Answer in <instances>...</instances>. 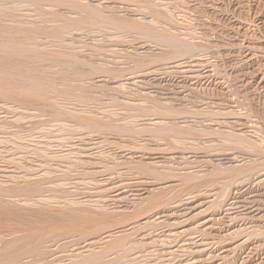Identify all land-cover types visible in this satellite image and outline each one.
Returning a JSON list of instances; mask_svg holds the SVG:
<instances>
[{"label":"rangeland","instance_id":"obj_1","mask_svg":"<svg viewBox=\"0 0 264 264\" xmlns=\"http://www.w3.org/2000/svg\"><path fill=\"white\" fill-rule=\"evenodd\" d=\"M14 1L0 0V16H4L0 20L6 19V23L0 21V25L4 23L0 29L12 32L8 34L11 41L3 32L5 39L0 38V42L9 39L11 46L25 44L28 48L32 46V50L40 46L42 54L39 56L40 50L35 49L40 52L36 51L39 54H35V59L43 56L45 50L46 56L52 52L48 59L44 55L45 58L35 60L27 56L26 50L21 52L16 48L15 53H11L0 49L1 60L9 62L11 58L20 64L22 61L23 65L30 66L24 67L26 71L34 72L31 74L34 76L29 77L25 76L26 71H21L22 80L17 75L20 71H14L13 76V70L6 69L9 66L2 63L0 78L6 77L7 80L10 74L8 78L11 80L17 75L22 82L12 87L38 86L40 93H47L52 102L32 103L28 96L24 98L19 89L12 87L19 94L7 87L10 90L4 91L10 98L0 95V146L5 147L6 152V155H0V179L14 175L12 172L16 169L6 159L19 151V146L27 148L37 141L49 143V152L44 151L46 145L43 144L34 148L35 154L26 158V162H35V165L48 163L52 169L50 172L44 167L39 169H43L44 175L40 172L44 177L50 178L47 184H42L47 197L53 198L49 209L53 212L66 209V213L70 209L76 210L69 211L70 215L82 210L81 215L73 214L74 219L66 222L73 228V234L70 233L67 240L72 243L71 249L65 250L73 257L63 264H264V11L259 14V6L254 0H24L25 5L21 2L23 0ZM45 8H48L47 12ZM239 23L244 27H238ZM91 25L97 26L92 29ZM8 28L11 29L6 30ZM73 30L76 33L73 34ZM33 32L40 42L30 35ZM59 34L62 37L68 35L62 39ZM162 35L166 37L163 39ZM55 38L63 40L66 47L72 43V47L76 46L73 47L75 51L71 46L68 51L65 46L57 47L55 43L59 41ZM156 38L161 39L158 42L161 44ZM31 39L36 42V47ZM108 41L112 43L110 46ZM52 42L55 46L51 48ZM46 47H50L49 51ZM108 47L117 54L109 53ZM103 48H106L107 55ZM20 52H24L21 60ZM68 52L70 59L66 57ZM190 58L194 60H188ZM77 60L86 65H79ZM99 61L104 66L98 64ZM188 67L195 71L187 73ZM41 70L47 71L43 76L47 79L39 78L43 83L48 80L46 84L52 86V90L38 78L37 75H43ZM33 77L44 86L38 85ZM127 77H133L132 85L123 84L125 88L119 89ZM102 79L108 81L97 83ZM111 79L118 82L112 84ZM134 80L139 82L135 81V84ZM113 86L117 88L113 89ZM86 138L93 139V142L102 138L100 142L103 144L98 143L102 147L97 144L93 152L83 148L84 151L76 152L77 155L67 152L78 139L87 144ZM97 153H102L103 160ZM77 159L79 164L73 166ZM46 172L50 174L47 176ZM11 179L6 186H15ZM40 182L38 180L35 186L42 187ZM83 193L87 199L83 201L85 204L70 205L76 203L75 194L78 197L84 196ZM109 201L113 204L110 205ZM41 205L37 203L35 207L43 208ZM18 206L21 209L26 207L19 203ZM29 209L35 208L31 206ZM0 226H5L3 221ZM26 227L21 234L26 232ZM33 227L34 224L30 230L35 233ZM8 231L0 230L1 233ZM118 231L124 233V237ZM14 235L18 236L4 234L0 237L9 242ZM119 237L125 239L119 248L122 251L123 247L127 249L122 257L116 255L117 252L112 254L113 251L110 252L112 256L109 252L104 256L100 254L110 247V238ZM106 241L109 243L104 244ZM74 243H80L81 248Z\"/></svg>","mask_w":264,"mask_h":264},{"label":"bare ground","instance_id":"obj_2","mask_svg":"<svg viewBox=\"0 0 264 264\" xmlns=\"http://www.w3.org/2000/svg\"><path fill=\"white\" fill-rule=\"evenodd\" d=\"M16 1V0H15ZM14 1V2H15ZM28 1V0H27ZM30 1H32V0H30ZM36 1V0H35ZM35 1H33L34 3H35ZM39 2H41V0H38ZM13 2V3H14ZM21 2H23L22 4H24V0L23 1H21ZM33 2H31L32 4H33ZM39 2H37L38 4H39ZM15 3H17V2H15ZM25 3H27L26 1H25ZM37 3H35V4H37ZM254 3L256 4V5H258L259 6V10H260V13L259 14H261L263 11H264V0H254ZM28 4H29V2H28ZM25 5V4H24ZM19 6V5H18ZM18 6H16V7H18ZM29 7H30V4L28 5ZM34 6H38V8H40L39 7V5H33V7ZM22 7V6H21ZM25 8L27 7V6H24ZM23 7V8H24ZM22 9V8H21ZM46 9V12H47V9L48 8H45ZM15 10H17L18 11V9H15ZM38 10H40V9H38ZM258 10V9H257ZM21 11V10H20ZM19 11V12H20ZM36 11V10H35ZM50 11V10H49ZM48 11V12H49ZM170 11V10H169ZM53 12V11H52ZM56 12V10L54 11V14L56 15L57 13H55ZM63 12V11H62ZM22 13V12H21ZM64 13V12H63ZM168 13V12H167ZM170 13V12H169ZM258 13V12H257ZM13 14V13H12ZM18 14V13H17ZM53 14V15H54ZM59 14H61V12L59 13ZM66 14V11H65V13H64V15ZM71 14V13H70ZM49 15H50V13H49ZM67 15H68V13H67ZM66 15V16H67ZM170 15V14H169ZM1 16H3V15H1ZM0 16V17H1ZM9 16V15H8ZM10 16H12V15H10ZM16 16V15H15ZM52 16V15H51ZM262 16V15H261ZM4 17V16H3ZM17 17V16H16ZM170 17V16H169ZM8 18V17H7ZM10 19H11V17H9ZM13 18H15L14 16H13ZM19 18V17H18ZM17 18V19H18ZM16 19H14V21H15ZM171 20V19H170ZM169 20V21H170ZM1 22H3L4 20H0ZM5 21H6V19H5ZM4 21V22H5ZM8 22H9V20H7ZM12 21V20H11ZM10 21V22H11ZM14 21H12L13 23H14ZM163 21V20H162ZM158 22H159V20H158ZM173 22V21H172ZM264 22V21H263ZM262 22V23H263ZM6 23V22H5ZM16 23H17V20H16ZM157 23V22H156ZM170 23H171V21H170ZM4 24V23H3ZM3 24L2 25H0V26H3ZM15 24V23H14ZM21 24V23H20ZM20 24H16V26L17 25H19L20 26ZM159 24V23H158ZM157 24V25H158ZM167 23H165V25H166ZM22 25V24H21ZM156 25V24H155ZM8 26V25H7ZM9 26H11V25H9ZM92 26V25H91ZM90 26V27H91ZM95 26H97V25H95ZM94 26V27H95ZM167 26H169V25H167ZM171 26V25H170ZM176 26V25H175ZM263 26V25H262ZM93 26H92V29L94 28ZM181 27H182V25H181ZM238 27H240V28H242V27H244V26H242L240 23L238 24ZM1 28H3V27H1ZM16 28H18V27H16ZM81 28V27H80ZM79 28V29H80ZM99 28H100V26H99ZM104 28V27H103ZM139 28V27H138ZM137 27H136V29H138ZM166 28H168V27H166ZM170 28V27H169ZM4 29V28H3ZM3 29H0V38H4V37H2L3 35H5V34H7L6 36L7 37H9L8 36V34L9 33H12V32H5V30H3ZM11 29V28H10ZM9 28L8 29H6V30H10ZM44 29V28H43ZM42 29V30H43ZM77 29V28H76ZM75 29V30H76ZM82 29V28H81ZM89 30H91L90 28H88ZM87 29V30H88ZM97 29H98V27H97ZM126 29V28H125ZM171 29V28H170ZM169 29V30H170ZM184 29V28H183ZM239 29V28H238ZM37 30V29H36ZM41 30V31H42ZM75 30H73V34L74 33H76L75 32ZM78 30V29H77ZM107 30V29H106ZM129 29L127 28V31H128ZM168 30V29H167ZM241 30V29H240ZM11 31H14V29L13 30H11ZM19 31V30H18ZM43 31H45V29L43 30ZM56 30H54V32H55ZM63 32H64V30H62ZM71 31V30H70ZM79 31V30H78ZM85 31V30H84ZM243 31V30H242ZM3 32H5V34H2ZM15 32H17V31H15ZM14 32V33H15ZM35 32V31H34ZM33 32V33H34ZM39 32V31H38ZM46 32V31H45ZM89 32H91V31H88L87 33H89ZM93 32V34H94V31H92ZM264 32V31H263ZM32 33V32H31ZM36 33V32H35ZM35 33L34 34H30V35H34L33 37H34V39H35ZM59 33V32H58ZM68 33V32H67ZM71 33V32H70ZM79 33V32H78ZM80 33H81V30H80ZM86 33V32H85ZM173 33V32H172ZM183 33V32H182ZM182 33H180V34H182ZM40 34V33H39ZM54 33L52 32V35H53ZM56 34V33H55ZM63 34H65V33H63ZM69 34V33H68ZM68 34H66V35H68ZM168 34V33H167ZM166 34V35H167ZM11 35V34H10ZM27 35V34H26ZM29 35V36H30ZM44 35V34H43ZM60 35V37H62L61 36V34H59ZM65 35V36H66ZM87 35V34H86ZM95 35H96V33H95ZM98 35H99V30H98ZM101 35V34H100ZM109 35V34H108ZM165 35V34H164ZM174 35V34H173ZM173 35H171V36H173ZM12 36H14V35H12ZM40 36V35H39ZM64 36V35H63ZM64 36V37H65ZM70 36H71V34H70ZM146 36V35H145ZM163 36V35H162ZM170 36V37H171ZM6 37V38H7ZM28 37V36H27ZM41 37V36H40ZM44 37V36H43ZM47 37V36H46ZM64 37H62V39H64ZM113 37V36H112ZM156 37V36H155ZM164 37H166V36H163V39H164ZM10 38V37H9ZM31 38V37H30ZM67 38H68V36H67ZM67 38H66V41H67ZM70 38V37H69ZM71 38H72V36H71ZM93 38V37H92ZM99 38V37H98ZM101 38V37H100ZM119 38V37H118ZM117 38V39H118ZM179 38V37H178ZM185 38V37H184ZM5 39V38H4ZM11 39L12 38H10V41H11ZM29 39V38H28ZM34 39H31V42L32 41H34ZM56 39V38H55ZM61 39V38H60ZM110 39H112L111 37H110ZM124 39V38H123ZM157 39V43L158 42H160L161 41V39L159 38H156ZM167 39V38H166ZM168 39H169V37H168ZM168 39H167V41H168ZM172 39V38H171ZM171 39H170V42H171ZM174 39H175V36H174ZM177 39V38H176ZM258 39V38H257ZM6 40H8L7 42H5V41H2V42H0V49H6L7 51H9V52H11V53H15V49L17 48V49H19V50H21V52H22V50L24 51V50H26V51H24V52H26V54H28L27 56H29V57H33L32 59H35V54H37V52H39V48H40V46H38V47H36V42H40V41H38V39H37V37H36V42H32V43H34L35 44V46L34 47H36V48H34L33 50H32V46H31V44L30 43H27V44H30V48H28L27 46V48L25 47V44H21V45H19L18 47H15V46H13V44H12V46H11V42L9 41V39H6ZM94 40V39H93ZM119 40V39H118ZM56 41H59V39H56ZM180 41H181V39H180ZM261 41V40H260ZM45 42H47L48 43V41H45ZM54 43H55V41H53ZM52 42V44L51 43H49V45L51 46V48L53 47V46H55L56 44H58L57 45V47H59V48H65L66 47V43L65 42H63V40H61V41H59L58 43H55V45H53L54 43ZM111 42H113V41H111ZM121 42V41H120ZM123 42V41H122ZM121 42V43H122ZM183 42V41H182ZM12 43H14V42H12ZM19 43V42H18ZM24 43V42H23ZM43 43V42H42ZM42 43H39V45L40 44H42ZM65 43V44H64ZM71 43V42H70ZM104 43H105V41H104ZM168 43V42H167ZM67 44H68V42H67ZM72 44V43H71ZM71 44H70V46H71ZM108 44H109V41H108ZM112 44V43H111ZM111 44H109L108 46H110ZM158 44H161V43H158ZM174 44V43H173ZM188 44V43H187ZM16 45H18V44H16ZM114 45V44H113ZM116 45V44H115ZM145 45V44H144ZM168 45H170V43H168ZM44 46H45V44H44ZM47 46V45H46ZM65 46V47H64ZM70 46H68V47H70ZM143 46V45H142ZM147 46V45H146ZM185 46H187V45H185ZM68 47H66L67 48V51H68ZM72 47V46H71ZM74 48H76V46H73ZM72 47V49L75 51V49ZM81 47V46H80ZM139 47H141V46H139ZM184 47V46H183ZM188 48H189V46H187ZM39 49L38 51L37 50H35V49ZM44 48V47H43ZM50 48V47H49ZM49 48H47L46 47V49L49 51ZM58 48V49H59ZM77 48H79V47H77ZM111 48V47H110ZM109 47L107 48L108 49V52L109 53H111V54H114V53H112V51L110 50L109 51V49H110ZM122 48V47H121ZM133 48V47H132ZM135 48V47H134ZM136 48H138V47H136ZM147 48V47H146ZM145 48V49H146ZM181 48H182V44H181ZM181 48H180V50H181ZM185 48V47H184ZM183 48V49H184ZM188 48H186L188 51H189V49ZM71 48H69V50H70ZM104 49V48H103ZM103 49H101V50H103ZM113 49H115V50H117L115 47L113 48ZM138 49H140V48H138ZM178 49H179V47H178ZM18 50V51H19ZM42 50V49H41ZM41 50H40V52H41ZM59 50H61V49H59ZM63 50V49H62ZM61 50V51H62ZM80 50V49H79ZM106 50V48L104 49V51ZM122 50V49H121ZM141 50V49H140ZM143 50V49H142ZM180 50H179V52H180ZM187 50H184V51H187ZM13 51V52H12ZM37 51V52H36ZM47 51V52H48ZM51 51V50H50ZM64 51V50H63ZM74 51H71V52H74ZM107 51V50H106ZM106 51L104 52L106 55H107V53H106ZM119 51V50H118ZM21 52H20V56H19V59H20V57H21V59H22V57L24 58V56H21L22 54H24V52L21 54ZM39 52V53H40ZM46 50L44 51V53H43V56L45 55V57L47 58L49 55H51V52H49L50 54L48 55V56H46ZM60 52V51H59ZM78 52H81V50L80 51H78ZM96 52H98V50L96 51ZM101 52V51H100ZM120 52H123V51H120ZM135 52V51H134ZM38 53V54H39ZM54 53H55V51H54ZM54 53H52V54H54ZM61 53H63L64 54V52H61ZM69 53V52H68ZM77 52H75V54H76ZM95 53V52H94ZM93 52H92V54H94ZM99 53V52H98ZM102 53V52H101ZM100 53V54H101ZM138 53V52H137ZM181 53V52H180ZM182 53H184V52H182ZM189 53H191L190 51H189ZM16 54H18V53H16ZM15 54V55H16ZM37 54V55H38ZM42 54V52L39 54V56ZM74 54V53H73ZM110 54V55H111ZM117 53H115V55H116ZM135 54V53H134ZM37 55H36V57H37ZM109 55V56H110ZM192 55V54H191ZM38 56V57H39ZM43 56H41V57H39L40 59L43 57ZM60 56V55H59ZM102 56V55H101ZM118 56H120L121 57V55H117L116 57H118ZM180 56V55H179ZM188 56V55H187ZM37 57V58H38ZM45 57H43V58H45ZM66 57H68V59H70L71 58V55H70V53H69V55H67ZM116 57H112V58H116ZM198 57V56H197ZM196 57V58H197ZM27 57H26V55H25V59H26ZM37 58L35 59V60H37ZM42 58V59H43ZM105 58V57H104ZM103 58V59H104ZM122 58H124V57H122ZM184 58V57H183ZM183 58L181 59V60H183ZM188 58H189V56H188ZM193 58V57H192ZM192 58H190V59H188V60H191ZM195 58V57H194ZM11 59V58H10ZM10 59H8L9 60V62H6V60L4 59V60H1L0 59V65L2 64V63H5V64H7L8 66H9V68H6V69H10L12 72H14V71H20V73H16L18 76L20 75H22L21 74V71H26L25 70V68L26 67H29L30 68V66H27V65H23L22 64V61H20L21 62V64L20 63H18L19 61H14V59H12V60H10ZM20 59V60H21ZM25 59H23L24 61H26ZM28 59V58H27ZM39 59V60H40ZM48 59V58H47ZM84 59V58H83ZM103 59H102V61H103ZM106 59H107V57H106ZM118 59V58H117ZM186 59V58H185ZM34 60V61H35ZM80 60V59H79ZM109 60H110V58H109ZM119 60V59H118ZM192 60H194V59H192ZM191 60V61H192ZM198 60H199V58H198ZM197 60V61H198ZM81 61H82V59H81ZM90 61V60H89ZM105 61V60H104ZM103 61V62H104ZM111 61H113V59H111ZM111 61H110V63H111ZM115 61V60H114ZM120 61H122V60H120ZM102 62V63H103ZM126 62V61H125ZM143 62V61H142ZM142 62H140V63H142ZM173 62V61H172ZM177 62V61H176ZM179 62V61H178ZM186 62V61H185ZM194 62V61H193ZM77 63L79 64V65H83V64H85V63H81V62H79L78 60H77ZM102 63H100V61L98 62V64H102ZM106 63H108L109 64V62L108 61H106ZM118 63V62H117ZM116 63V64H117ZM124 63V62H123ZM122 63V64H123ZM175 63V62H174ZM182 63V62H181ZM187 63H189V62H187ZM186 63V64H187ZM191 63V62H190ZM196 63V62H195ZM97 64V63H96ZM97 64V65H98ZM105 64V63H104ZM108 64H105V66L106 65H108ZM112 64V63H111ZM115 64V63H114ZM115 64V65H116ZM125 64V63H124ZM139 64V63H138ZM213 64V63H212ZM86 65V64H85ZM99 65V66H100ZM121 65V64H120ZM127 65H128V63H127ZM170 65V64H169ZM177 65V64H176ZM179 65V64H178ZM181 65V64H180ZM188 65V64H187ZM26 66V67H25ZM101 66H104V65H101ZM174 66V65H173ZM199 66V64L197 63V67ZM204 66V65H203ZM203 66H201V67H203ZM215 66V65H214ZM25 67V68H24ZM125 67V66H124ZM127 67V66H126ZM172 67V66H171ZM178 66H176V68H177ZM184 67H187L186 65H184ZM184 67H182V68H184ZM189 67H191V65L189 66ZM188 67V69L186 70V72L188 73H190V72H193V71H195L194 69H190ZM193 67V66H192ZM196 67V66H195ZM210 67V66H209ZM216 67V66H215ZM24 68V70H19V69H23ZM164 68V67H163ZM217 68V67H216ZM27 69V68H26ZM100 69V68H99ZM167 69H169V68H167ZM190 69V70H189ZM1 70H2V68H1ZM4 70V69H3ZM29 70V69H28ZM27 70V71H28ZM91 70V69H90ZM97 70V69H96ZM148 70H150V69H148ZM162 70V69H161ZM172 70V69H171ZM189 70V71H188ZM197 70V69H196ZM10 71V72H11ZM26 71V73H24V74H26L25 76H31V74L32 73H34V72H32V71H28L27 72ZM40 70H38V72H39ZM42 71V70H41ZM144 71V70H143ZM145 71H147V70H145ZM158 71V70H157ZM182 71V70H181ZM180 71V72H181ZM8 72V71H7ZM7 72H5V73H7ZM36 72V71H35ZM43 72V71H42ZM45 73L47 72V71H44ZM43 72V75H42V73H41V75H37V74H35V75H37L38 76V78H39V76H44V75H46L45 73ZM127 72V71H126ZM142 72V71H141ZM199 72V71H198ZM1 73V72H0ZM37 73V72H36ZM39 73V74H40ZM92 73L93 72H91L90 73V75H92ZM143 73V72H142ZM147 73H149V72H147ZM146 73V74H147ZM197 73V72H196ZM205 73H207V72H205ZM7 74H9V72L7 73ZM29 74V75H28ZM48 74V73H47ZM145 74V75H146ZM151 74V73H150ZM149 74V75H150ZM191 74H193V73H191ZM208 74V73H207ZM213 74H214V72H213ZM4 75H6V74H4ZM10 75V74H9ZM9 75H7L8 77H9ZM15 75V72H14V74H13V76ZM17 75L15 76V77H13V76H10V77H13L12 79H14V80H12L11 78V80H9V78L7 77V80H6V77H5V79H1L2 77V75L0 76L1 78H0V90H1V93H0V95H4V96H9V98H10V95H9V93L8 92H6V91H4V90H8L7 89V87H9V88H11L12 87V85H14V84H16V83H21L22 81H20L21 79L23 80V77L21 76H19L21 79L20 80H18L17 79ZM89 75V76H90ZM140 75V74H139ZM200 75V74H199ZM32 76H34V75H32ZM31 76V77H32ZM113 76V75H112ZM146 76H148V75H146ZM145 76V77H146ZM210 76V75H209ZM214 76H215V74H214ZM81 77H83V76H81ZM80 77V78H81ZM84 77H85V75H84ZM84 77L82 78V79H84ZM114 77V76H113ZM137 78H138V76H136ZM140 77H141V75H140ZM205 77V76H204ZM26 79H27V77H25ZM24 78V79H25ZM35 80L37 79V78H35V77H33ZM32 78V79H33ZM79 78V79H80ZM88 78V77H87ZM96 78V77H95ZM132 78L133 77H127L125 80H123L121 83H120V86H119V89H120V87H121V89H124L125 87H123V84L124 85H132V83H131V81H132ZM135 78V77H134ZM206 78V77H205ZM17 79V80H16ZM34 79H33V81H34ZM40 79V78H39ZM42 79V78H41ZM40 79V81L42 82V80H46L47 78H45L44 79V77H43V79L41 80ZM91 79H93V78H90V80ZM115 79H116V77H115ZM201 79V78H200ZM38 80V79H37ZM36 80V81H37ZM87 80V79H86ZM107 80V79H106ZM138 80V79H137ZM137 80H134V83H135V81H137ZM27 81H29L28 79H27ZM27 81H24V83H27ZM39 81V80H38ZM38 81H37V84L38 85H40L41 86V84L43 83H38ZM84 81H85V79H84ZM95 81H98V80H95ZM94 81V82H95ZM103 81H105V80H100V81H98L97 83H101V82H103ZM108 81V80H107ZM107 81H105V82H107ZM111 81H112V84H115L116 82H118V81H116V80H114V79H111ZM203 81V80H202ZM207 81H208V78H207ZM30 83H31V80L29 81ZM29 82H28V84H26V85H29ZM48 82V80L45 82L44 81V85H46V86H48L46 83ZM83 82V81H82ZM137 82H139V81H137ZM136 82V83H137ZM143 82V81H142ZM141 81H140V83H142ZM86 84H89L87 81L85 82ZM135 83V84H136ZM33 84L35 85V81L33 82ZM42 84V85H43ZM49 84V83H48ZM92 84V83H91ZM94 84V83H93ZM111 84V83H110ZM111 84V85H112ZM144 83H142V85H143ZM195 84V83H194ZM216 84V83H215ZM24 85V84H23ZM31 85H32V83H31ZM33 85V86H34ZM43 85V86H44ZM83 85H84V83H83ZM102 85V84H101ZM100 85V86H101ZM107 84H105L104 86H106ZM116 85H118V84H116ZM140 85V84H139ZM202 85V84H201ZM99 86V85H98ZM100 86H99V88H100ZM109 86V85H108ZM126 86V87H127ZM133 86H135V85H133ZM137 86V85H136ZM141 86V85H140ZM25 87V85L23 86V87H21V86H19V87H12V88H17V89H19V92H20V95H24V98L26 97V96H28L27 98H28V101H31L32 103L34 102L35 103V101H37V103L38 102H41L42 103V100H47V102H48V104L50 103V102H52L50 99H51V97H48L47 98V93H44V92H41L40 93V91H39V87H38V91H37V87H35L36 88V90H35V88L33 87V88H29L28 86H27V88H24ZM48 87H51V89L50 90H52V86H48ZM114 87H116L117 88V86H113V89H116V88H114ZM123 87V88H122ZM131 87V86H130ZM5 88V89H4ZM11 88V89H12ZM46 88V87H45ZM45 88H43V89H45ZM94 88V87H93ZM95 88H97L96 87V84H95ZM102 88V87H101ZM112 88V87H111ZM47 89V88H46ZM45 89V90H46ZM118 89V90H119ZM10 90V89H9ZM8 90V91H9ZM40 90H42L41 88H40ZM44 90V91H45ZM53 90H54V88H53ZM4 91V92H3ZM12 91H14L13 89H12ZM15 91H17V90H15ZM13 92V93H15V94H19V92ZM48 91V90H47ZM55 91V90H54ZM68 91V90H67ZM67 91H63L64 93H66ZM119 91H121V90H119ZM123 91V90H122ZM124 91H126V90H124ZM49 92V91H48ZM63 92H61V93H63ZM45 94V95H43V94ZM50 93V92H49ZM48 93V94H49ZM55 94V93H54ZM54 94H52L53 95V97H55L54 96ZM57 94V93H56ZM2 95V96H3ZM141 95V94H140ZM3 96V97H4ZM6 96V97H7ZM15 96H18V97H21V96H19V95H15ZM48 96H51V95H48ZM57 96V95H56ZM60 95H58V97H59ZM143 96H144V94H143ZM147 96H149V95H147ZM146 96V97H147ZM52 97V98H53ZM61 97V96H60ZM145 97V98H146ZM21 98H23V97H21ZM23 98V99H24ZM144 98V97H143ZM156 98V97H155ZM6 99V98H5ZM14 99V98H13ZM54 99H57V98H53V100ZM142 100V98H139V100ZM16 100V99H15ZM17 100H19V99H17ZM16 100V101H17ZM27 100V99H26ZM148 100V99H147ZM20 101V100H19ZM154 101V100H153ZM46 102V101H45ZM44 103V102H43ZM144 103V102H143ZM128 104V103H127ZM126 104V105H127ZM130 104V103H129ZM128 104V105H129ZM45 105H46V103H45ZM140 105V104H139ZM44 106V105H43ZM42 106V107H43ZM131 106V105H130ZM132 106H134L133 104H132ZM46 108H47V105L45 106ZM50 107H51V104H50ZM215 114V113H214ZM233 114V113H232ZM230 115V114H229ZM143 119V118H142ZM144 120V119H143ZM147 120V119H146ZM152 120H153V118H152ZM155 120V119H154ZM219 122V121H218ZM156 123V122H155ZM163 123V122H162ZM166 123V122H165ZM167 124V123H166ZM175 124V123H174ZM181 124V123H180ZM219 124V123H218ZM217 124V125H218ZM161 125V124H160ZM178 125V124H177ZM174 126V125H173ZM181 126V125H180ZM213 126V125H212ZM196 127V126H195ZM183 128H184V125H183ZM217 129V128H216ZM193 130V129H192ZM91 131V130H90ZM184 131V130H183ZM190 131V130H189ZM212 131H216V130H212ZM93 132V131H92ZM190 133H191V131H190ZM215 133V132H214ZM243 133V132H242ZM158 134H160V133H158ZM181 134H183V133H181ZM184 134H187V133H184ZM189 135V134H188ZM229 135H230V133H229ZM242 135V134H241ZM83 136H86V135H83ZM159 136V135H158ZM182 136V135H181ZM236 136V135H235ZM183 137V136H182ZM197 137V136H196ZM153 138V137H152ZM174 138V137H173ZM179 138V137H178ZM187 138V137H186ZM190 138V137H189ZM98 139V138H97ZM100 139V138H99ZM102 139V138H101ZM100 139V140H101ZM66 140H68V141H70L69 139H66ZM86 140H88V142H87V144L86 143H84V142H82L81 141V139L79 140H77V143H74L73 144V146L71 145V147H69V149L67 150V152H75V154H76V152H80V151H82L83 150V148H85L84 150L85 151H87V150H91V152H93V150L94 149H96V146H97V144L98 143H101L100 142V140H99V142H95V140L96 139H94V142H93V139L92 140H89V138H86ZM156 140V139H155ZM168 140V139H167ZM173 140V139H172ZM171 140V141H172ZM182 140V139H181ZM180 139H179V141H181ZM196 140V139H195ZM171 141H168V142H171ZM176 141H177V139H176ZM70 142H72V141H70ZM69 142V143H70ZM106 142V141H105ZM184 143H185V141H183ZM195 142V141H194ZM107 143V142H106ZM105 143V144H106ZM183 143V144H184ZM187 143V142H186ZM197 143V142H196ZM43 144H45L46 145V148H44V151L45 152H49V143L46 141V142H44V141H37V142H35L34 144H32L30 147H27V148H25V147H21V146H19V151H17V152H15V153H13L12 154V156H11V158H9V157H7V159H6V162L9 164V165H11V167L12 166H14V168L17 170V172H16V170H15V172L13 171H11L12 172V177H10V176H4L3 177V179H0V222L1 221H3V224L5 225V226H0V230L1 229H8V230H10V231H8V233H1L0 232V235H4V234H8V235H13V234H18V236L17 235H14V236H12L11 238L13 239L12 241H9V242H7V241H4V239H3V236L2 237H0V242H1V247H0V264H63V262H69V260L73 257V256H68L69 255V251H67L66 252V250L65 249H68L71 245H72V243H69V241H67L68 240V238H69V235L71 236V234L70 233H72L73 234V228L72 227H70V225L68 224V225H66V222H67V220H71V219H74L73 217H72V215L74 214V213H72L71 215L69 214V213H71L73 210H69V211H71V212H69V211H67L68 213H66L65 212V210L66 209H61V210H59V211H57V212H53V211H51L49 208H51L50 206V204H51V202H53L52 200H53V198H50V197H47V195H46V193H45V191L43 190V189H46V188H43L44 186H42V184L44 185V184H47V182H49V177H44L43 175H44V171L42 172V170H39L40 168H42V167H44V169H48L49 171L48 172H50V170L52 171V169H51V167L48 165V163H46V164H43V163H40V164H38V165H35V162H26V158L28 157V156H30L31 154H35V149L34 148H36V147H39V146H42ZM101 144H103V143H101ZM101 144H98V146L100 145V147H102L101 146ZM104 144V145H105ZM193 144V143H192ZM103 145V146H104ZM108 145H111V143H109ZM172 145V144H171ZM174 145H176V143L174 144ZM190 145V144H189ZM173 146V145H172ZM178 146V145H177ZM192 146V145H191ZM182 146H180V148H181ZM98 148V150H99V147H97ZM193 148H195V147H193ZM5 147H2V146H0V155H6V152H4L5 150ZM102 149V148H101ZM196 149V148H195ZM83 150V151H84ZM191 150V149H190ZM102 151V150H101ZM100 151V152H101ZM90 152V151H89ZM97 152H99V151H97ZM80 154V153H79ZM79 154H78V158H80V157H82L83 155H84V153L82 154V156L80 155V157H79ZM91 154H93V153H91ZM90 153H89V155H91ZM98 154V153H97ZM102 153H100V155H101ZM18 155V156H17ZM77 155V154H76ZM99 154H98V158H99V156H100ZM97 156V155H96ZM102 156V155H101ZM100 156V157H101ZM215 156V155H214ZM90 157V156H89ZM91 157H94V156H91ZM109 158L108 156H105V158ZM116 157H118V155L116 156ZM98 158H97V160H98ZM111 158V157H110ZM87 159H88V157H87ZM90 159V158H89ZM92 159V158H91ZM101 159H102V157H101ZM118 159V158H117ZM232 159V158H231ZM79 160H81V158L79 159ZM94 160H95V158H94ZM103 160V159H102ZM152 160H154V159H152ZM229 160V159H228ZM82 161V160H81ZM87 161V160H86ZM85 161V162H86ZM92 161V160H91ZM98 162V161H97ZM127 162V161H126ZM125 162V163H126ZM130 162V161H129ZM156 162V161H155ZM216 162V161H215ZM220 162V161H219ZM231 162V161H230ZM82 163V162H81ZM124 163V162H123ZM133 162H131V164H132ZM227 163H229L228 161H227ZM226 163V164H227ZM233 163V162H232ZM73 166H76V165H78L79 164V162H78V159H77V161H74L73 162ZM128 164H130V163H127L126 165H128ZM130 164V165H131ZM190 164V163H189ZM83 165V164H82ZM212 165V164H211ZM214 165V164H213ZM220 165V164H219ZM230 165H231V163H230ZM224 166V165H223ZM233 166V165H232ZM154 167H155V164H154ZM82 168H83V166H82ZM103 168H104V166H103ZM106 168V167H105ZM105 168H104V170H105ZM150 168H151V166H150ZM191 168V167H190ZM232 167H230L229 169H231ZM43 173V175H42V173ZM48 172H46L45 173V175H49L48 174ZM94 172V171H93ZM93 172H92V174H93ZM96 172V171H95ZM94 172V173H95ZM99 173V172H98ZM97 173V174H98ZM101 173V172H100ZM93 175H96V174H93ZM100 175V174H99ZM98 175V176H99ZM108 175V174H107ZM91 176V175H90ZM102 176V175H101ZM82 177V176H81ZM95 177V176H94ZM104 177H105V175H104ZM107 177V176H106ZM13 180H12V179ZM45 178V179H44ZM84 178V177H83ZM91 178V177H90ZM9 179H11L12 180V183H13V181L15 182L14 183V185L15 186H6L8 183H10L11 181H8ZM75 179V178H74ZM79 179V178H78ZM81 179V178H80ZM94 179H96V178H94ZM104 179V178H103ZM41 181L40 182V184H41V186L42 187H40L39 186V184L37 185V186H35L36 185V183H37V181ZM52 180V179H51ZM73 180V179H72ZM76 180V179H75ZM85 180H86V178H85ZM85 180H84V182H85ZM98 180V179H97ZM101 180V179H100ZM107 180V179H106ZM263 180H264V178H263ZM53 181V180H52ZM91 181H93V180H91ZM7 183V184H6ZM39 183V182H38ZM19 184H20V187H19ZM76 184V183H75ZM78 184V183H77ZM80 184V183H79ZM78 184V185H79ZM98 184V183H97ZM77 185V186H78ZM96 185V184H95ZM43 188V189H42ZM80 188V187H79ZM96 188V187H95ZM98 188V187H97ZM106 192H107V190H106ZM79 193V192H78ZM101 193V192H100ZM112 193V192H111ZM67 193H65V195H66ZM98 194V193H97ZM140 194H142V193H140ZM139 194V195H140ZM150 194H152V193H150ZM69 195V194H68ZM81 195H82V193H81ZM83 195L84 196H76V194H75V198L76 199H74V201H76V203H69L68 201V205L70 204V205H72V204H74V205H72V206H75V205H78V204H81V203H84L83 201H85V200H87L86 199V197H85V194L83 193ZM103 195H104V193H103ZM143 195V194H142ZM67 196V195H66ZM70 196V195H69ZM114 196V195H113ZM141 196V195H140ZM71 197V196H70ZM94 197H96V196H94ZM97 197H99L100 198V196L99 195H97ZM114 197H118V196H114ZM152 197V196H151ZM159 197V196H158ZM67 198V197H66ZM90 198V197H89ZM142 198V197H141ZM154 198V197H153ZM160 198V197H159ZM5 199L6 200H9V201H5ZM70 199V198H69ZM92 199H93V197H92ZM95 199L96 198H94V201H95ZM98 199V198H97ZM156 199H157V196L155 197V201H156ZM10 200H14V201H10ZM73 200V199H72ZM72 200L70 201V202H72ZM110 200V199H109ZM78 201V202H77ZM91 201V200H90ZM93 201V202H94ZM98 201V200H97ZM116 201V200H115ZM118 201V200H117ZM147 201V200H146ZM3 202H5V203H3ZM92 202V201H91ZM112 202H114V201H112ZM18 203H19V205L20 204H23L24 206H26L25 207V209H21L19 206H18ZM37 203H41L42 205L41 206H43V208L42 207H35V204H37ZM88 203V202H87ZM99 203H100V201H99ZM99 203H97V204H99ZM109 203H110V201H109ZM118 203V202H117ZM65 204H66V202H65ZM85 204V203H84ZM90 204V203H89ZM89 204H87L88 206H89ZM92 204H95V203H91V205ZM105 205H108V204H106V203H104ZM111 204H113V203H110V205ZM100 205V204H99ZM116 205V204H115ZM19 208H18V207ZM31 206H33L35 209H29ZM94 206H96V205H94ZM94 206H93V208H94ZM113 206V205H112ZM116 206H118V204L116 205ZM99 207L100 206H98L97 205V208L99 209ZM119 207V206H118ZM40 208V209H39ZM42 208V209H41ZM77 208H78V206H77ZM96 208V207H95ZM107 208V207H106ZM109 208V207H108ZM69 209V208H68ZM67 209V210H68ZM54 210V209H53ZM74 211H76V210H74ZM73 211V212H74ZM78 211L79 212H75V213H77L76 215H81V213H82V210L80 211L79 209H78ZM75 215V214H74ZM75 215V216H76ZM30 217H32V218H30ZM264 220V219H263ZM136 223V222H135ZM134 223V224H135ZM32 224H34L35 225V227H33V228H35V233H32L31 232V230H30V227H31V225ZM25 225H27L28 227H26V232L24 233V234H21V230L23 229V227L25 226ZM74 226L75 224H71V226ZM79 226V225H78ZM128 226V225H127ZM76 227V226H75ZM74 227V229H76ZM80 227V226H79ZM135 226H133L132 228H134ZM45 229V230H44ZM78 229V228H77ZM76 229V230H77ZM83 229V228H82ZM136 229V228H135ZM134 229V230H135ZM19 230V231H18ZM41 231L40 233L41 234H38L37 232L38 231ZM126 230V229H125ZM79 231V230H78ZM78 231H76V232H78ZM117 231V230H116ZM127 231H128V228H127ZM126 231V232H127ZM79 232H82V231H79ZM109 232V231H108ZM107 232V233H108ZM119 232V231H118ZM123 232V231H122ZM75 233V232H74ZM112 233H114V232H112ZM116 233V232H115ZM120 233V232H119ZM19 234H21L22 236H19ZM108 234H110V232L108 233ZM128 234V233H127ZM115 235V234H114ZM120 235H122V237H124L123 235H124V233H120ZM107 237H109L108 235H106ZM111 237H112V235H110ZM127 236V235H126ZM125 236V237H126ZM101 238H103V237H101ZM106 238V237H105ZM108 239V238H107ZM111 240L109 241V242H104V244L106 243H109L110 244V247L109 248H107V249H112V250H108L107 251V249L106 250H103V251H101V253L100 254H102L103 256L105 255V253H108L109 252V255H110V252H112L113 251V253L112 254H114V252H117V254L116 255H122V254H124V249H126V248H124L123 247V251H122V249L121 248H119V246L120 245H122V243H123V239L124 238H110ZM71 240V239H70ZM101 240V239H100ZM125 240V239H124ZM72 241V240H71ZM70 241V242H71ZM103 241V240H102ZM76 242H77V240H76ZM92 242H94L95 243V241H92ZM85 243V242H84ZM88 243V242H87ZM94 243H92V244H94ZM74 244H76V243H74ZM78 244V243H77ZM76 244V245H77ZM82 244V243H81ZM91 244V245H92ZM96 244V243H95ZM94 244V245H95ZM97 244H98V240H97ZM96 244V245H97ZM43 245V246H42ZM78 245H80V243L78 244ZM83 245V244H82ZM100 245V244H99ZM90 246V245H89ZM129 246V245H128ZM79 247V246H78ZM93 247V246H92ZM45 249V250H42V249ZM77 248V247H76ZM80 248H81V245H80ZM83 248V247H82ZM88 248V247H87ZM117 248V249H116ZM128 249H131V247H127ZM70 249H71V247H70ZM79 249V248H78ZM90 249V248H89ZM87 250V249H86ZM91 250V249H90ZM90 250H89V252H90ZM127 250V249H126ZM8 251L10 252V253H8ZM73 251H74V249H73ZM82 251H83V249H82ZM82 251H78V252H82ZM121 251V252H120ZM132 251V250H131ZM130 251V252H131ZM83 252H86L85 250L83 251ZM128 251H126V253H127ZM91 253V252H90ZM129 253V252H128ZM75 254V253H74ZM84 254V253H83ZM130 254V253H129ZM102 255H100V256H102ZM107 255V254H106ZM131 255V254H130ZM68 256V257H67ZM110 256H112V255H110ZM110 256H109V258H110ZM125 256V255H124ZM117 257H119V256H117ZM122 257V256H121ZM127 257H128V254H127ZM95 258H98V257H95ZM120 258V257H119ZM125 258H126V256H125ZM85 259V258H84ZM83 259V260H84ZM99 259V258H98ZM122 259V258H121ZM128 259V258H127ZM87 260V259H86ZM71 261V260H70ZM87 261H89V260H87ZM116 261H117V259H116ZM120 261V260H119ZM123 261H124V259H123ZM85 262V261H84ZM118 263V262H117ZM67 264H103V263H67Z\"/></svg>","mask_w":264,"mask_h":264}]
</instances>
